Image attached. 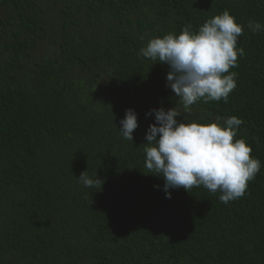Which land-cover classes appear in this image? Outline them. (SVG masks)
<instances>
[{"label": "trees", "instance_id": "trees-1", "mask_svg": "<svg viewBox=\"0 0 264 264\" xmlns=\"http://www.w3.org/2000/svg\"><path fill=\"white\" fill-rule=\"evenodd\" d=\"M225 10L244 26L237 87L186 112L169 66L139 51ZM249 21L264 25V0H0V264H264V31ZM161 107L186 124L243 120L234 141L262 166L242 198L166 197L143 151Z\"/></svg>", "mask_w": 264, "mask_h": 264}, {"label": "clouds", "instance_id": "clouds-1", "mask_svg": "<svg viewBox=\"0 0 264 264\" xmlns=\"http://www.w3.org/2000/svg\"><path fill=\"white\" fill-rule=\"evenodd\" d=\"M247 27L253 33L264 31L260 22L249 21ZM243 31L244 26L225 10L206 20L198 31L186 25L178 35L168 33L151 39L139 55L169 66L166 87L190 113L191 106L201 100L228 102L237 87V73L230 69L238 67V56L245 55L244 49L237 47ZM152 114L155 123L149 125L143 149L145 167L149 174L163 178L167 198H171L169 189L190 192L201 186L212 194L221 193L219 201L224 204L245 195L248 182L255 179L262 165L243 138L234 141L243 123L241 118L228 117L223 125L219 117L210 124H186L178 122L181 113L176 107L152 109L148 115ZM120 125L122 137L133 141L138 127L136 112L127 109ZM77 180L85 187L101 181L97 176L89 177L86 171Z\"/></svg>", "mask_w": 264, "mask_h": 264}]
</instances>
